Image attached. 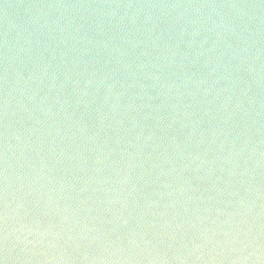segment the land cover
Returning <instances> with one entry per match:
<instances>
[{
  "label": "water",
  "instance_id": "water-1",
  "mask_svg": "<svg viewBox=\"0 0 264 264\" xmlns=\"http://www.w3.org/2000/svg\"><path fill=\"white\" fill-rule=\"evenodd\" d=\"M0 264H264V0H0Z\"/></svg>",
  "mask_w": 264,
  "mask_h": 264
},
{
  "label": "clouds",
  "instance_id": "clouds-1",
  "mask_svg": "<svg viewBox=\"0 0 264 264\" xmlns=\"http://www.w3.org/2000/svg\"><path fill=\"white\" fill-rule=\"evenodd\" d=\"M113 15H116V13L114 12ZM246 15V13H244L243 11H241V16ZM152 17L149 16L148 19L150 20ZM21 76H23V74H21ZM14 91L13 87L10 90V86H9V91H8V96L6 97V108L9 109L10 106V96L11 93ZM10 127V126H9ZM8 140V131L6 132V139H5V152H4V157H5V161H6V167L4 169V200H5V210H4V221H5V228L3 231V243L5 246L6 250H14L13 247H10L9 245V240H10V229H9V217L11 215L10 211H9V201H8V195H9V165H8V148L10 147V145L7 143ZM19 239V238H17ZM29 243H34L33 241H29ZM23 251L28 252L29 250L27 249V246L25 247V249H23ZM255 254V253H253ZM61 258H63V253H61Z\"/></svg>",
  "mask_w": 264,
  "mask_h": 264
}]
</instances>
